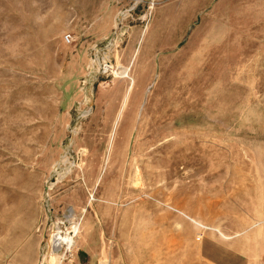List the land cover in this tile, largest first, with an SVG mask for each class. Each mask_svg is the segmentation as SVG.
Wrapping results in <instances>:
<instances>
[{
  "label": "rangeland",
  "instance_id": "rangeland-1",
  "mask_svg": "<svg viewBox=\"0 0 264 264\" xmlns=\"http://www.w3.org/2000/svg\"><path fill=\"white\" fill-rule=\"evenodd\" d=\"M0 264H264V0H0Z\"/></svg>",
  "mask_w": 264,
  "mask_h": 264
},
{
  "label": "bare ground",
  "instance_id": "bare-ground-1",
  "mask_svg": "<svg viewBox=\"0 0 264 264\" xmlns=\"http://www.w3.org/2000/svg\"><path fill=\"white\" fill-rule=\"evenodd\" d=\"M120 20V19H119ZM118 23V22H117ZM74 211H71L70 213L73 214ZM74 216V215H73ZM69 232H74L75 234V239H72V237H68V236H65L68 234V232H64L61 230V231H57L56 232V235H55V239H54V244L59 246H55L56 249H59L60 247L62 246H65L66 248H70L73 243L76 244L77 243V240L79 239V236H80V233H81V229L79 227V225L77 223H75L74 225L71 226L70 230H68Z\"/></svg>",
  "mask_w": 264,
  "mask_h": 264
},
{
  "label": "built area",
  "instance_id": "built-area-1",
  "mask_svg": "<svg viewBox=\"0 0 264 264\" xmlns=\"http://www.w3.org/2000/svg\"><path fill=\"white\" fill-rule=\"evenodd\" d=\"M65 40L67 43H70L73 40V35L71 33H67L65 35Z\"/></svg>",
  "mask_w": 264,
  "mask_h": 264
}]
</instances>
